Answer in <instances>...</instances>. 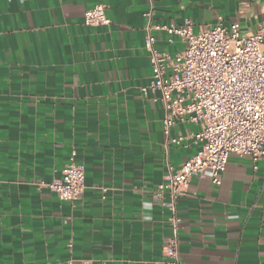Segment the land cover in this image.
I'll use <instances>...</instances> for the list:
<instances>
[{
    "label": "crops",
    "instance_id": "0c3cea01",
    "mask_svg": "<svg viewBox=\"0 0 264 264\" xmlns=\"http://www.w3.org/2000/svg\"><path fill=\"white\" fill-rule=\"evenodd\" d=\"M100 3L111 23L86 25ZM186 19L250 35L264 30V0H0V264H163L175 214L183 264H264V157L232 154L221 184L194 179L176 209L155 196L201 143L189 121L171 142L164 103L141 91L146 26ZM152 33L160 52L185 47ZM72 157L86 175L76 201L42 184Z\"/></svg>",
    "mask_w": 264,
    "mask_h": 264
},
{
    "label": "built area",
    "instance_id": "2783aa9c",
    "mask_svg": "<svg viewBox=\"0 0 264 264\" xmlns=\"http://www.w3.org/2000/svg\"><path fill=\"white\" fill-rule=\"evenodd\" d=\"M84 22L89 26L110 24L106 5L86 10ZM194 26L191 19L179 25L149 22L146 26L152 81L141 91L164 103V134L180 143L181 137L170 136L173 126L188 121L200 125L195 138L201 148L178 169L170 166L166 182L155 189V196L169 195L172 209L188 194L194 179L209 175L213 183L221 184L232 154L249 157L254 163L264 157V30L244 35L238 22L225 25L221 21L203 25L197 32ZM153 29L180 37L184 49L174 56L160 52ZM85 177L84 166L72 157L60 176L42 184L63 200L76 201L86 189ZM181 221L176 214L172 218L174 235L163 264H183L178 237ZM68 264L77 263L70 260Z\"/></svg>",
    "mask_w": 264,
    "mask_h": 264
}]
</instances>
